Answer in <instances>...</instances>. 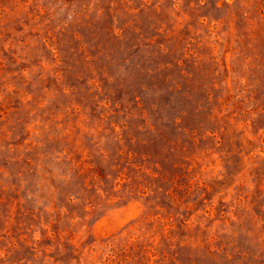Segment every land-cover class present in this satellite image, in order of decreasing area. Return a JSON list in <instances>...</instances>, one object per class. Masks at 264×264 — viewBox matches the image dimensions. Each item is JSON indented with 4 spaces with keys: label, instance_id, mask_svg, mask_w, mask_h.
Returning a JSON list of instances; mask_svg holds the SVG:
<instances>
[{
    "label": "rangeland",
    "instance_id": "1",
    "mask_svg": "<svg viewBox=\"0 0 264 264\" xmlns=\"http://www.w3.org/2000/svg\"><path fill=\"white\" fill-rule=\"evenodd\" d=\"M0 264H264V0H0Z\"/></svg>",
    "mask_w": 264,
    "mask_h": 264
}]
</instances>
